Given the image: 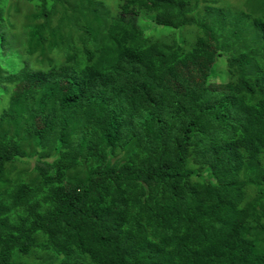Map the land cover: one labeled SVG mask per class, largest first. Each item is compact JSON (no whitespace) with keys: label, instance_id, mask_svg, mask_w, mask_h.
Returning a JSON list of instances; mask_svg holds the SVG:
<instances>
[{"label":"trees","instance_id":"1","mask_svg":"<svg viewBox=\"0 0 264 264\" xmlns=\"http://www.w3.org/2000/svg\"><path fill=\"white\" fill-rule=\"evenodd\" d=\"M19 1L0 0V264H264V0ZM189 54L207 72L180 89Z\"/></svg>","mask_w":264,"mask_h":264},{"label":"rangeland","instance_id":"2","mask_svg":"<svg viewBox=\"0 0 264 264\" xmlns=\"http://www.w3.org/2000/svg\"><path fill=\"white\" fill-rule=\"evenodd\" d=\"M248 0H221L222 6L225 4H229L230 8L232 9V11H236L238 9L241 10H246V4H247ZM20 4H23V1H19ZM22 11H25V6H23V8H21ZM146 26V25H144ZM156 27V28H155ZM153 27L152 24L150 22L147 23L146 26V32L148 33H154L157 30H162L163 26H155ZM208 40L206 41V45L208 48H213V40L211 39V37L209 35H207ZM224 61H225V57H220L217 60V64L219 65H224ZM205 62H207L205 60ZM176 67H177V72H176V76H177V81H174L171 78H168V81L170 83H175L180 89H184L187 86H190L191 84H201L203 81V77L207 72V67L204 63V59L203 56L201 55H183L177 58L176 60ZM222 79H226L225 77V70H221L219 72V74H213L211 76V82L212 83H220L223 84ZM19 86L16 88L17 91L19 90ZM31 164H33V161H31ZM105 190V188H104Z\"/></svg>","mask_w":264,"mask_h":264}]
</instances>
